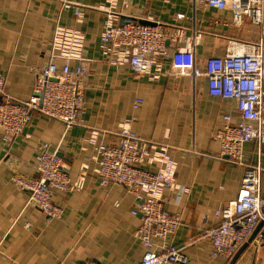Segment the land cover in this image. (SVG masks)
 I'll return each mask as SVG.
<instances>
[{
	"label": "crops",
	"instance_id": "crops-1",
	"mask_svg": "<svg viewBox=\"0 0 264 264\" xmlns=\"http://www.w3.org/2000/svg\"><path fill=\"white\" fill-rule=\"evenodd\" d=\"M106 1L0 0V72L12 97L27 100L34 94L39 66L53 60L61 69L64 58L51 45L57 26L82 33L86 68L79 75L85 85L79 124L66 129L61 121L32 112L10 144L0 127V264H133L141 259L140 217L131 213L137 200L122 184H101L95 173L96 146L115 144L123 123L141 138L170 147L175 187L184 191L162 192L164 207L181 219L166 242L184 245L186 264H264V242L254 245L250 236L230 257H211L205 231L218 223L215 211L236 197L246 167L216 156L220 141L215 133L225 123L223 114L231 122L240 116L235 100L211 97L204 77L176 74L171 63L176 46L191 48L202 69L208 56L226 52L230 39L264 43V33L248 20L235 26L229 11L205 0H126L119 23L163 21L183 33L166 40V55L158 57L160 70L152 66L136 74L128 62H109L103 55ZM69 64L75 69L77 59ZM137 98L141 102L134 107ZM42 146L57 152L72 182H81L73 190H52L62 207L57 218L30 203L28 192L11 180L14 172L35 173ZM242 152L243 162L261 166L259 191L264 195V143L247 141Z\"/></svg>",
	"mask_w": 264,
	"mask_h": 264
},
{
	"label": "built area",
	"instance_id": "built-area-1",
	"mask_svg": "<svg viewBox=\"0 0 264 264\" xmlns=\"http://www.w3.org/2000/svg\"><path fill=\"white\" fill-rule=\"evenodd\" d=\"M106 2L102 7L105 21L100 32L106 60L128 62L136 74L152 66L160 70L158 57L166 55V40L170 36L172 40L182 37L181 29L163 21L119 23V16L127 6L126 0ZM205 4L229 11L235 26L248 20L264 33V0H205ZM63 6L71 5L64 2ZM177 17H183V14H177ZM82 43L80 31L63 26L55 28L51 45L64 62L60 70L53 60L37 68L34 94L27 100L15 99L6 91L4 75L0 72V127L6 144L21 134L32 112L55 118L66 129L81 122L85 112V85L79 75L86 72ZM72 58L77 59L75 69L69 64ZM171 63L176 74L204 77L206 91L211 97L236 102L240 118L231 122L229 114H223L225 123L215 133L220 141L216 156L246 167L236 197L215 211L220 219L204 234L211 241V257H230L261 220L263 224L252 241L257 246L264 242V195L259 191L262 168L242 160L245 142L264 143V43L230 39L226 52L208 56L202 69L197 67L191 48L176 46ZM140 102L137 98L134 107ZM96 150L95 173L100 183L122 184L137 200L131 213L140 217L136 235L145 251L133 264H186L184 245L166 242V237L177 230L181 219L179 214L164 207L162 192L170 188L184 191L181 186L175 187V162L170 147L141 138L123 123L117 131V142L100 143ZM144 161L154 163V166L146 168L142 166ZM11 180L27 191L28 201L50 218L60 217L62 213V207L53 200L52 190L69 191L81 185L80 181H71L57 152L46 146L39 148L33 175L14 172ZM83 264L98 263L89 260Z\"/></svg>",
	"mask_w": 264,
	"mask_h": 264
},
{
	"label": "water",
	"instance_id": "water-1",
	"mask_svg": "<svg viewBox=\"0 0 264 264\" xmlns=\"http://www.w3.org/2000/svg\"><path fill=\"white\" fill-rule=\"evenodd\" d=\"M262 224H263V220H261V221L259 222V224L256 226V228L254 229V231H253L252 234L250 235V239H252V238L255 236V234H256V233L259 231V229L261 228Z\"/></svg>",
	"mask_w": 264,
	"mask_h": 264
}]
</instances>
